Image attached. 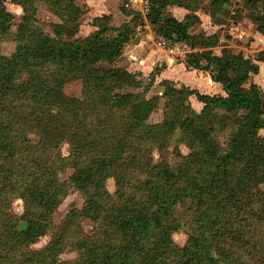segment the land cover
I'll return each mask as SVG.
<instances>
[{
    "label": "trees",
    "instance_id": "obj_1",
    "mask_svg": "<svg viewBox=\"0 0 264 264\" xmlns=\"http://www.w3.org/2000/svg\"><path fill=\"white\" fill-rule=\"evenodd\" d=\"M12 1L23 14L14 50H0V264H248L264 251V90L252 78L264 50L253 58L226 47L214 54L215 32L189 31L200 21L194 13L200 0H147L146 16L158 33L206 48L184 62L208 70L225 95L154 81L155 68L144 85L139 71L115 65L140 18L125 2L129 21L94 16L97 28L79 37L84 4L53 0L61 21L49 33L37 23L32 0ZM228 1L209 0L208 8ZM174 5L193 13L178 20L168 11ZM252 15L264 37V14ZM13 18L0 0V40L12 32ZM75 80L80 97L63 89ZM153 82L163 87L160 95H148ZM161 99V118L151 121ZM172 141L178 144L169 151ZM66 186L83 194V205L55 225L52 213ZM14 196L24 201L19 216ZM179 206L192 227L181 246L173 241ZM84 218L92 221L89 234ZM18 219L26 230L17 229ZM47 233L42 247H32ZM66 247L77 250L73 261L59 259ZM255 264H264V254Z\"/></svg>",
    "mask_w": 264,
    "mask_h": 264
},
{
    "label": "rangeland",
    "instance_id": "obj_2",
    "mask_svg": "<svg viewBox=\"0 0 264 264\" xmlns=\"http://www.w3.org/2000/svg\"><path fill=\"white\" fill-rule=\"evenodd\" d=\"M209 0H200L197 9L194 11L195 14H199L203 20L201 22H194L191 25L190 33L197 35L203 33V21H205L206 25L210 28V30H206L212 32L216 29V34L218 36V42L209 47L212 52L219 53L221 52L223 47L230 48L234 51H240L245 57H253L259 51L264 50V45L262 43L263 40H258L257 37H253L252 34L256 31V23L253 18V13L260 12L264 14V0H255V2L246 3L245 0H229L228 2L220 5L218 7L208 8ZM11 0H6L5 6L7 10L13 13L14 18L12 19V28L11 33L8 37L2 38L0 40V50L3 54H10L14 48L16 42L13 40V33L16 30V24L21 21V16L23 14V10L21 5L16 3H12ZM77 4L83 6L84 2L82 0H76ZM31 3L35 7V17L37 18V23L43 27L46 32H51L50 24L52 22H60L59 6L56 5L53 0H32ZM85 5V4H84ZM83 12L81 19L79 21V26L77 28L76 36L84 37L88 35L91 31L96 29L97 27L92 24V19L94 16L89 14V8L85 5L83 6ZM185 9V8H184ZM183 9V10H184ZM185 11V10H184ZM189 12V11H187ZM212 15H210V13ZM190 14L193 12H189ZM140 17V13H139ZM140 20V18H139ZM233 21H235V28H231L233 26ZM139 22V21H138ZM110 24H115L113 18L109 22ZM200 23L202 26H200ZM151 25V24H150ZM152 26V25H151ZM153 28V26H152ZM244 30V36H237V30ZM140 37V36H139ZM139 37L135 36V31L131 40L135 41ZM221 41V42H220ZM254 43L251 44V42ZM148 44V43H147ZM144 45H146L144 43ZM192 45V44H191ZM217 45H221L217 47ZM253 45V46H252ZM147 46V45H146ZM193 46V45H192ZM194 51H202L206 48H203L199 45H194ZM254 47V48H253ZM151 48H155L150 45ZM253 48V49H252ZM149 49V47H147ZM124 49H122V53ZM176 59L185 58L176 56ZM115 65L123 66L131 68L129 65V61L126 59V55H121V57L115 62ZM264 65V64H263ZM192 66V65H191ZM136 71V70H135ZM150 73H141L140 77L143 79V84L146 85L151 79ZM255 82L264 90V66H262L261 71L252 77ZM156 81V80H154ZM158 81V80H157ZM148 95H160L163 91V87L159 85V82H153ZM65 93L69 96L80 97L82 96V85L79 80H75L69 83H65L63 87ZM162 99L160 100L159 108L157 111L153 112L150 116L151 121H158L162 115ZM178 144L172 141L169 151H173L174 145ZM179 149L182 153H186L187 147L184 144L179 145ZM60 150L63 155H67L71 151L70 145L64 141L61 144ZM174 158V157H172ZM171 158V159H172ZM169 158V161H171ZM70 169L66 168L64 171H60L59 176L62 180H65L70 173ZM105 186L108 192L113 193L115 190V183L112 177H108L105 181ZM67 193L65 197L62 199L61 203L57 206V208L52 213L53 224L58 225L61 220L64 218L65 214L71 208H80L83 205L84 196L73 186H66ZM11 208L12 211L16 215H21L25 209L24 201L18 196H14L11 200ZM178 216L181 218V223L179 229L173 234V241L176 245L181 246L184 240L187 237V233L192 230L190 223L188 222V214L184 211L183 207L179 206L177 208ZM20 220L18 219L17 224ZM25 221V220H24ZM26 222V221H25ZM27 223V222H26ZM80 225L82 230L89 234V229H91L92 221L89 218H84L80 221ZM18 229V228H17ZM19 230V229H18ZM20 231V230H19ZM50 238V234H46L41 236L33 245L34 248L42 247ZM77 250H74L71 247H66L60 254L59 259L62 261H73L77 257ZM264 251L259 253L255 259H253L248 264H255L258 259L262 257Z\"/></svg>",
    "mask_w": 264,
    "mask_h": 264
},
{
    "label": "crops",
    "instance_id": "obj_3",
    "mask_svg": "<svg viewBox=\"0 0 264 264\" xmlns=\"http://www.w3.org/2000/svg\"><path fill=\"white\" fill-rule=\"evenodd\" d=\"M12 1V0H11ZM84 4L89 8V14L92 16H99L102 14L111 15V19L113 18L115 24L119 25L123 22H127L131 19L132 14H126L122 11L121 6L125 2V6L127 9H131L138 14L140 9V4L143 0H82ZM6 2V0H5ZM13 3V2H12ZM183 7L179 6H170L168 7V11L177 18L178 20H182L184 15L187 13V10ZM11 12V11H10ZM199 16V22H201L202 17ZM203 23V33L205 35H210L216 32V29L212 32L206 31L210 30V28L206 25L205 21ZM231 28H235L234 24ZM200 26L202 24L200 23ZM237 36H244V30L236 31ZM252 36L257 37L258 40H263L262 43L264 45V37L257 30L254 31ZM221 42V41H220ZM144 43L147 45H144ZM254 41L251 42V44ZM221 46V45H220ZM217 45V47H220ZM253 46V45H252ZM149 47V49H147ZM254 48V47H253ZM252 48V49H253ZM124 52L122 55H126V59L129 61V65L131 68H128L131 71H139L143 74L150 73L151 70L155 68V80L161 79H169L172 80L177 86L186 85L190 88H195L201 93L207 94H220L225 95L224 90L219 82L214 81L208 70L203 68H195L193 66L186 65L184 62V58L176 59L175 56L166 54L164 51L151 48L150 44L143 39L142 34L140 37L133 41H127L123 46ZM214 54H219L213 52ZM254 57V56H253ZM251 57V58H253ZM264 62H259V72L262 69ZM258 72V73H259ZM257 73V74H258ZM255 74L254 76H256ZM254 80V79H253ZM255 81V80H254ZM190 103L195 110H199L202 107V103L198 101L194 94L189 97Z\"/></svg>",
    "mask_w": 264,
    "mask_h": 264
},
{
    "label": "built area",
    "instance_id": "obj_4",
    "mask_svg": "<svg viewBox=\"0 0 264 264\" xmlns=\"http://www.w3.org/2000/svg\"><path fill=\"white\" fill-rule=\"evenodd\" d=\"M149 4L147 0H143L140 4V20L135 26V36L139 37L142 34L143 39L153 47L164 51L172 56L186 57L195 50L191 43L185 39H174L158 33L150 25L147 19ZM191 66V65H189Z\"/></svg>",
    "mask_w": 264,
    "mask_h": 264
},
{
    "label": "water",
    "instance_id": "obj_5",
    "mask_svg": "<svg viewBox=\"0 0 264 264\" xmlns=\"http://www.w3.org/2000/svg\"><path fill=\"white\" fill-rule=\"evenodd\" d=\"M17 228L20 230V231H24L26 230L27 228V223L24 221V220H20L17 224Z\"/></svg>",
    "mask_w": 264,
    "mask_h": 264
}]
</instances>
